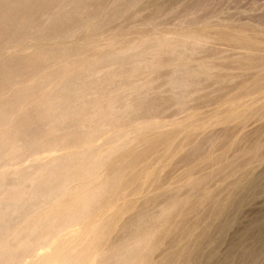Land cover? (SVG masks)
<instances>
[{"label": "rangeland", "instance_id": "1", "mask_svg": "<svg viewBox=\"0 0 264 264\" xmlns=\"http://www.w3.org/2000/svg\"><path fill=\"white\" fill-rule=\"evenodd\" d=\"M180 251L264 264V0H0V264Z\"/></svg>", "mask_w": 264, "mask_h": 264}, {"label": "bare ground", "instance_id": "2", "mask_svg": "<svg viewBox=\"0 0 264 264\" xmlns=\"http://www.w3.org/2000/svg\"><path fill=\"white\" fill-rule=\"evenodd\" d=\"M114 169V168H113ZM115 170V169H114ZM112 172V171H111ZM112 175H109V177L111 178V179H113L114 178V176L115 175H113L114 173L112 172L111 173ZM105 179V178H104ZM112 184V183H111ZM109 186V185H108ZM115 186V185H114ZM91 191V190H90ZM95 191V190H94ZM89 195V194H88ZM104 196V195H103ZM90 197V196H89ZM86 200V199H85ZM45 202V201H44ZM59 206V205H58ZM141 212V211H140ZM142 212H143V210H142ZM144 213H145V210H144ZM86 214V213H85ZM168 214H170V213H168ZM136 215H137V213H136ZM135 216V215H134ZM147 216V215H146ZM143 217H145V216H143ZM88 218V217H87ZM133 218V217H132ZM146 218V217H145ZM2 219V218H1ZM137 219H138V217H137ZM87 220V219H86ZM153 220H154V218L153 217H151L150 216V218H149V221L150 222H153ZM129 221V220H128ZM127 220H126V222H128ZM135 221V220H134ZM130 222H132V220H130ZM184 222H185V220H184ZM129 223V222H128ZM123 224V223H122ZM181 224H183V222L181 223ZM128 226H130V224H125V225H123V226H121V228L123 229H126V230H131L132 228H130V227H128ZM107 228H109V227H106L105 229H104V232L105 231H107L108 229ZM107 229V230H106ZM104 232H102V233H100V234H98V235H96L95 236V238L93 239V241H95V242H97V243H100V242H103V241H105L106 240V235H107V233H104ZM91 234V233H90ZM181 252V251H180ZM179 252V254H178V256H175L176 257V259L178 260V263L177 264H180V262L181 261H183L184 260V257H183V254H182V252L180 253ZM184 253V252H183ZM186 258H188L187 256H185ZM185 258V259H186ZM188 260V259H187ZM186 260V261H187ZM3 261V260H2ZM167 263V261L165 260V259H162V260H160V261H158V262H156L155 264H166ZM74 264H78V263H74Z\"/></svg>", "mask_w": 264, "mask_h": 264}]
</instances>
